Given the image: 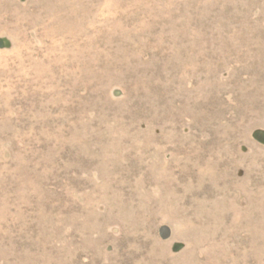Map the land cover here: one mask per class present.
<instances>
[{
  "label": "rangeland",
  "instance_id": "rangeland-1",
  "mask_svg": "<svg viewBox=\"0 0 264 264\" xmlns=\"http://www.w3.org/2000/svg\"><path fill=\"white\" fill-rule=\"evenodd\" d=\"M0 264H264V0H0Z\"/></svg>",
  "mask_w": 264,
  "mask_h": 264
}]
</instances>
